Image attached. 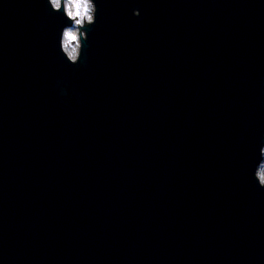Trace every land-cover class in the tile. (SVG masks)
Masks as SVG:
<instances>
[{
	"label": "water",
	"instance_id": "obj_1",
	"mask_svg": "<svg viewBox=\"0 0 264 264\" xmlns=\"http://www.w3.org/2000/svg\"><path fill=\"white\" fill-rule=\"evenodd\" d=\"M96 2L0 0V264H264V0Z\"/></svg>",
	"mask_w": 264,
	"mask_h": 264
},
{
	"label": "clouds",
	"instance_id": "obj_2",
	"mask_svg": "<svg viewBox=\"0 0 264 264\" xmlns=\"http://www.w3.org/2000/svg\"><path fill=\"white\" fill-rule=\"evenodd\" d=\"M53 12H62L70 23H66L59 33V50L70 64L80 62L84 52V42L88 39L87 29L97 20L96 0H47ZM133 14L140 15L139 9ZM258 163L254 178L258 186L264 188V145L259 148Z\"/></svg>",
	"mask_w": 264,
	"mask_h": 264
}]
</instances>
